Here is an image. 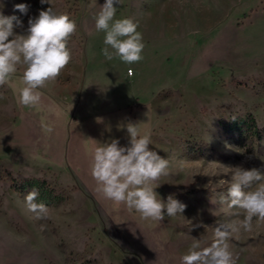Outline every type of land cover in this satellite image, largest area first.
<instances>
[{
  "label": "rangeland",
  "instance_id": "rangeland-1",
  "mask_svg": "<svg viewBox=\"0 0 264 264\" xmlns=\"http://www.w3.org/2000/svg\"><path fill=\"white\" fill-rule=\"evenodd\" d=\"M21 3L27 13L14 8ZM104 3L0 0V13L22 21L20 35L49 7L77 23L72 60L40 89V107L0 86V264H181L192 237L213 239L189 221L235 218L216 203L227 194L216 184L230 178L224 166L264 171V0H121L115 19L132 18L145 44L132 65L102 54L93 17ZM130 122L170 161L155 191L184 203L181 215L145 220L96 191L91 154L112 139L127 146ZM33 188L46 221L24 206ZM253 225L231 242L235 264H264V221Z\"/></svg>",
  "mask_w": 264,
  "mask_h": 264
},
{
  "label": "clouds",
  "instance_id": "clouds-1",
  "mask_svg": "<svg viewBox=\"0 0 264 264\" xmlns=\"http://www.w3.org/2000/svg\"><path fill=\"white\" fill-rule=\"evenodd\" d=\"M52 5V0H40ZM121 0H105L93 17L95 30L104 32L102 54L107 60L114 57L132 65L143 59L145 44L138 24L132 18L115 19ZM95 4V0H94ZM93 4V6H94ZM3 7V5H0ZM27 4H16L14 8L27 13ZM23 23L15 16L0 13V86L13 88L18 104L38 108L42 92L49 82L55 81L72 60L69 41L77 31V23L68 14H58L53 7L41 10L38 17L29 18L27 34L20 35L15 28ZM111 49V50H110ZM23 67L19 84L12 77ZM129 76L133 71L129 68ZM45 134H51V124H43ZM129 143L121 146L119 140L102 143L91 154L90 174L96 182V191L105 199L124 204L145 220L163 221L165 216L181 215L186 205L169 195L163 200L155 191L158 181L170 174V161L150 148V135H141L139 125H126ZM228 179H219L217 187L226 195L218 193L216 203L226 208L230 218L218 220L215 225H191L190 230L202 227L205 233L213 231L210 243L202 236L192 237V243L181 257V264H235L232 240L241 233L253 231V218L264 221V171L242 166L226 167ZM218 171L214 176H220ZM40 192L33 188L23 198L26 210L38 221L50 219L48 206L39 203ZM46 226L41 224L43 231Z\"/></svg>",
  "mask_w": 264,
  "mask_h": 264
},
{
  "label": "trees",
  "instance_id": "trees-1",
  "mask_svg": "<svg viewBox=\"0 0 264 264\" xmlns=\"http://www.w3.org/2000/svg\"><path fill=\"white\" fill-rule=\"evenodd\" d=\"M9 175L11 176V174L9 173ZM11 178V180H13V178L12 177H10Z\"/></svg>",
  "mask_w": 264,
  "mask_h": 264
}]
</instances>
